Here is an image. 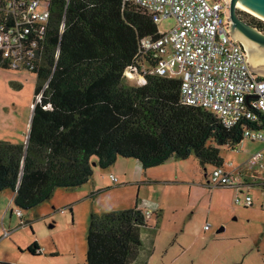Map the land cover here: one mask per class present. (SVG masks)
I'll list each match as a JSON object with an SVG mask.
<instances>
[{"label":"trees","instance_id":"trees-1","mask_svg":"<svg viewBox=\"0 0 264 264\" xmlns=\"http://www.w3.org/2000/svg\"><path fill=\"white\" fill-rule=\"evenodd\" d=\"M53 3L44 60L34 72V94L43 90L42 98L26 142L0 141V191L11 189L17 207L32 208L57 187L87 182L93 155L103 167L118 156L148 168L192 153L202 166L223 163L218 147L238 144L242 125L227 128L211 111L183 104L179 78L145 75L140 83L124 74L136 64L139 40L157 34L151 14L122 0ZM149 220L137 206L92 211L86 264H145L141 227ZM27 249L40 254L35 241Z\"/></svg>","mask_w":264,"mask_h":264},{"label":"rangeland","instance_id":"rangeland-1","mask_svg":"<svg viewBox=\"0 0 264 264\" xmlns=\"http://www.w3.org/2000/svg\"><path fill=\"white\" fill-rule=\"evenodd\" d=\"M237 12L253 26L252 17L264 23L241 8ZM174 25V19L168 17L158 27L167 31ZM258 29L264 33V26ZM255 69L264 74V65ZM35 85L34 72L0 70V124L8 123L12 133H19L33 109ZM5 131L0 130V137ZM20 138L16 137L17 143L24 140ZM218 148L224 162L234 161L229 146ZM96 160V155L91 156L92 162ZM172 160L182 164L178 178L172 177L171 182L160 180L169 178V168L160 169L166 161L148 168L134 157L118 156L104 167L96 163L87 182L57 187L50 198L29 209L10 202L11 189L0 191V261H5L1 263L86 264L91 212L137 206L159 208L141 227L139 260L145 264H264V209L242 203H233L229 209V189L206 183L204 174L208 177L212 164L202 166L193 153ZM146 176L159 180L147 182ZM246 193L239 195L243 198ZM205 224L208 229L203 228ZM34 241L40 248L38 255L27 249Z\"/></svg>","mask_w":264,"mask_h":264},{"label":"built area","instance_id":"built-area-1","mask_svg":"<svg viewBox=\"0 0 264 264\" xmlns=\"http://www.w3.org/2000/svg\"><path fill=\"white\" fill-rule=\"evenodd\" d=\"M54 0H0V67L38 72L53 14ZM151 14L158 25L171 17L175 25L139 40L136 64L124 74L140 83L145 75L180 79L183 104L211 111L227 128L242 125V139L264 143V74L253 69L244 45L229 32L228 0H122ZM64 21L59 22L61 34ZM59 45L55 51L57 57ZM47 85V82L44 84ZM43 90L34 94L32 108ZM261 157L257 152L251 159ZM232 161L213 166L210 186H230ZM110 179L117 182L115 175ZM234 203L252 206L251 196ZM264 209V205L262 206ZM152 211H145L149 219ZM22 216L20 210L16 211ZM208 224L204 229H208ZM40 251V250H38Z\"/></svg>","mask_w":264,"mask_h":264},{"label":"crops","instance_id":"crops-1","mask_svg":"<svg viewBox=\"0 0 264 264\" xmlns=\"http://www.w3.org/2000/svg\"><path fill=\"white\" fill-rule=\"evenodd\" d=\"M11 70L7 68H2L0 67V70ZM18 71V70H14ZM30 115L27 116V118L24 120V123L22 122L20 126L19 133H12L13 127H10L8 123H1L0 124V130H6V134H3V137H0V141H7V142H12V143H17L18 139L16 137H21L20 139L22 140L21 143H25L27 136H28V131H29V125H30ZM12 137V138H11ZM232 155L231 157H234L233 166L231 168V175L233 177V182L232 185L230 186H222L225 187L228 190V195H229V209L231 205L234 203V196L236 194H239L240 192H247L246 194L251 196L252 202L256 205L261 206L263 209L264 205V143L260 141H251L248 139H242L238 144H236L234 147H231ZM261 152V157L256 160L255 162H251L252 157L257 153ZM173 158H170L166 160V163H163L160 167V169H168L170 170L169 178H160V180L166 181V182H171L174 181L171 178H178L179 175V170H180V164L181 161H174L172 160ZM224 162V161H223ZM170 164V165H169ZM205 170V168H204ZM206 177V183H208V177L207 173L204 174ZM147 182L154 181L155 179L158 178H152L151 176H146ZM159 180V179H158ZM202 186V184H197ZM94 187V183L92 185ZM210 186V185H209ZM203 187V186H202ZM1 192H4L1 191ZM6 194V193H4ZM13 201V195L12 198L10 199V202ZM9 202V204H10ZM212 203H209V206H211ZM223 204V203H222ZM220 203V205H222ZM235 204V203H234ZM236 205V204H235ZM246 207V206H245ZM157 210L159 208H156ZM144 211H152V214H157V210H150L149 208H144L142 209ZM152 216V215H151ZM152 217L149 219L151 220ZM206 225V224H205ZM204 225V226H205ZM203 226V228H204ZM140 258V255H139ZM5 261H0V264H5L1 263ZM139 262H142L139 260ZM14 264V263H11Z\"/></svg>","mask_w":264,"mask_h":264},{"label":"water","instance_id":"water-1","mask_svg":"<svg viewBox=\"0 0 264 264\" xmlns=\"http://www.w3.org/2000/svg\"><path fill=\"white\" fill-rule=\"evenodd\" d=\"M237 5L259 17L264 18V0H228V8H229V32L231 36L237 40H239L243 45L244 43L235 36V33L239 31L248 39L254 41L260 46L264 47V33L260 31L257 27L247 23L243 19H241L237 13ZM245 47V45H244ZM246 49V47H245ZM247 55L248 51L246 49ZM253 69L256 71L255 67L251 64ZM259 73V72H258ZM262 74V73H260ZM96 163L92 162L94 166ZM51 226V225H50ZM221 230V229H220Z\"/></svg>","mask_w":264,"mask_h":264},{"label":"bare ground","instance_id":"bare-ground-1","mask_svg":"<svg viewBox=\"0 0 264 264\" xmlns=\"http://www.w3.org/2000/svg\"><path fill=\"white\" fill-rule=\"evenodd\" d=\"M238 8H241L237 5ZM243 9V8H241ZM245 10V9H243ZM247 11V10H245ZM249 12V11H247ZM251 13V12H249ZM253 14V13H251ZM255 15V14H253ZM257 16V15H255ZM258 18L264 20V18L257 16ZM235 36L237 38H239L245 45L247 51H248V58L250 63L253 66H259V65H264V47L258 45L257 43H255L254 41L248 39L247 37H245L242 33H240L239 31H237L235 33Z\"/></svg>","mask_w":264,"mask_h":264},{"label":"flooded vegetation","instance_id":"flooded-vegetation-1","mask_svg":"<svg viewBox=\"0 0 264 264\" xmlns=\"http://www.w3.org/2000/svg\"><path fill=\"white\" fill-rule=\"evenodd\" d=\"M238 13V12H237ZM240 17V16H239ZM241 18V17H240ZM242 19V18H241Z\"/></svg>","mask_w":264,"mask_h":264}]
</instances>
